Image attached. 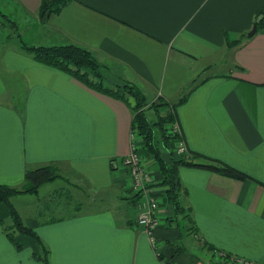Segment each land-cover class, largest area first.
<instances>
[{
  "label": "crops",
  "instance_id": "crops-1",
  "mask_svg": "<svg viewBox=\"0 0 264 264\" xmlns=\"http://www.w3.org/2000/svg\"><path fill=\"white\" fill-rule=\"evenodd\" d=\"M8 1L27 24L41 23V0ZM263 9L264 0H73L29 44L87 50L104 87L129 84L146 103L174 105L186 96L174 112L184 159L216 160L247 176L179 167L183 209L174 210L141 146L159 199L153 244L137 224L138 197L123 166L133 99L128 104L36 63L21 50L20 26L8 19L10 34L0 20V184L27 189L25 173L45 166L60 175L10 200L46 248L47 264H205L186 247L185 232L209 264L213 253L264 264V32L247 36ZM21 201L26 217L15 206ZM10 225L0 207V264H43L34 240L19 233L8 239Z\"/></svg>",
  "mask_w": 264,
  "mask_h": 264
},
{
  "label": "trees",
  "instance_id": "trees-1",
  "mask_svg": "<svg viewBox=\"0 0 264 264\" xmlns=\"http://www.w3.org/2000/svg\"><path fill=\"white\" fill-rule=\"evenodd\" d=\"M73 0H41L38 16L41 22H46L51 15L58 14L67 4ZM7 17L0 12V18ZM5 19V18H4ZM11 27L13 23L6 18ZM256 32H264V9L256 13ZM21 50L29 55L36 63L56 69L68 74L87 88L113 98L124 99L128 103L131 98L135 102L132 110L134 118L131 131L137 139L144 145L143 149L150 156L152 162L158 168L160 175L158 186L162 187V197L170 208L174 210L183 209L179 203L181 184L178 176L179 167H194L215 173L235 180H245L247 176L235 169L212 159L204 158V163L197 161H187L181 156L173 153V145L177 136H170L168 130L174 125V112L176 108L186 101V96L181 98L176 104L167 103H146L140 92L129 84H123L115 88L104 87L97 72L99 66L95 58L85 49L74 45L53 46V47H30L23 43ZM196 82H194L195 84ZM129 104V103H128ZM162 107L161 110L159 108ZM154 111L156 121L151 122L147 118L148 112ZM157 132V135H156ZM158 137V138H157ZM164 158L167 159L164 161ZM55 172L49 166L40 167L25 173L27 189H16L0 184V207H5L11 220L10 231H6V236L13 243L14 233L34 240L38 253L34 254L35 259L47 264V250L38 236L25 225L20 216L12 207L10 200L20 194H35L38 188L48 182L55 180ZM18 248V244H15Z\"/></svg>",
  "mask_w": 264,
  "mask_h": 264
},
{
  "label": "built area",
  "instance_id": "built-area-1",
  "mask_svg": "<svg viewBox=\"0 0 264 264\" xmlns=\"http://www.w3.org/2000/svg\"><path fill=\"white\" fill-rule=\"evenodd\" d=\"M168 134L170 136H177L173 145V153L176 156L183 158L187 157V151L184 142L179 138V128L173 125L169 128ZM133 139L136 135L131 131L130 133V150L127 156L123 159V166L127 169L130 179V192L133 197H138L137 200V224L142 228L143 232L150 238L153 244L154 230L159 223L157 215L159 207V199L154 196L153 191L150 190L151 179L149 177V169L138 155V148ZM185 156V157H184Z\"/></svg>",
  "mask_w": 264,
  "mask_h": 264
},
{
  "label": "rangeland",
  "instance_id": "rangeland-1",
  "mask_svg": "<svg viewBox=\"0 0 264 264\" xmlns=\"http://www.w3.org/2000/svg\"><path fill=\"white\" fill-rule=\"evenodd\" d=\"M0 12L4 13L5 16L7 15L8 16V19L11 20L13 23L16 24L17 27L20 26V29L18 30L17 33H19L20 35V38H21V41L23 44L27 45V46H30V45H34L36 43V41L38 40V37H39V34L42 32V29L44 28L43 25L41 23L40 20H39V16H38V10H37V16H38V20L41 22L39 24H36V25H32L30 23L27 24V22L29 21L28 19L29 18H25V14H23L21 12V9L17 8V7H13L9 4V1L8 0H0ZM2 13V14H3ZM25 15V16H24ZM5 18V19H4ZM7 17H3V18H0L1 22L3 24H5L6 26V29L8 30V32L10 34H12V30L10 28V23L7 22L6 20ZM17 40V39H16ZM30 44V45H29ZM100 67V66H99ZM218 71L220 72H223V73H226L224 71H226L224 68H219ZM123 85V84H122ZM122 86H119V88H121ZM151 112V111H150ZM152 113V112H151ZM154 113V111H153ZM148 117V115H147ZM151 119H149L150 121ZM154 120V119H153ZM155 121H156V118H155ZM136 135V134H135ZM156 135H157V132H156ZM158 138V137H157ZM134 143L135 145L137 146L138 148V151L137 153L138 154H142L143 152V149H141V146L144 147V145L140 142L139 139H137V136H136V139L134 140ZM145 153V152H144ZM147 153V152H146ZM175 155V154H174ZM145 158H141L143 160V162L146 164V166L148 167L149 165V162L146 160V155H144ZM152 162V160H151ZM156 170V169H155ZM149 173H150V168H149ZM55 176H57V178H60V175L57 174V172H55ZM149 177H150V174H149ZM56 178V179H57ZM50 185H47L46 188H48ZM63 187V186H62ZM11 188H15V187H11ZM16 189H19V188H16ZM22 189V188H20ZM23 190V189H22ZM42 193V192H39V194ZM92 194V193H91ZM94 197V196H93ZM31 198V197H30ZM95 198V197H94ZM164 199V198H163ZM88 200V199H87ZM22 203V206H20V203L19 202H15V206L23 213L24 217H26L25 215H27V212L29 211V207L25 206L23 204V202L21 201ZM168 205V204H167ZM159 208V207H158ZM32 210V208H30V211ZM159 217V216H158ZM185 218L184 217H181V214L178 215V220L181 222V228L183 227V225H185L186 221L184 220ZM23 223V222H22ZM159 224V223H158ZM158 224L156 226V228L158 227ZM24 225V223H23ZM27 227V226H26ZM28 228V227H27ZM155 228V230H156ZM30 229V228H29ZM32 230V229H30ZM154 230V231H155ZM9 232V231H8ZM35 233V232H34ZM146 235V234H145ZM147 236V235H146ZM148 237V236H147ZM154 238V237H153ZM149 241H150V238L148 237ZM181 239H184L185 241V245L186 247L188 248V250L191 252L192 255H194V258L197 259H200L203 263L205 264H209V257L208 255L204 252L203 253V248H201V244H199L198 246L195 245V242H193V240H187L188 239V235H186V232L185 234L183 235V237ZM151 242V241H150ZM194 245L201 250H198L194 247ZM207 252V250H206ZM211 263L212 264H245L241 261H236V260H232L230 257H225V256H221L219 255L218 253H213V255H211ZM247 264V263H246Z\"/></svg>",
  "mask_w": 264,
  "mask_h": 264
},
{
  "label": "water",
  "instance_id": "water-1",
  "mask_svg": "<svg viewBox=\"0 0 264 264\" xmlns=\"http://www.w3.org/2000/svg\"><path fill=\"white\" fill-rule=\"evenodd\" d=\"M256 33V25H253L252 30L247 34L248 37H252Z\"/></svg>",
  "mask_w": 264,
  "mask_h": 264
}]
</instances>
